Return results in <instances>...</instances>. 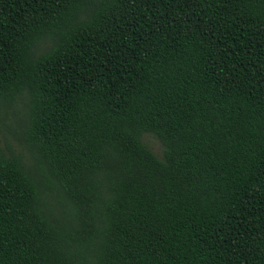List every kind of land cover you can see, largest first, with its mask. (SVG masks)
Masks as SVG:
<instances>
[{
	"label": "trees",
	"instance_id": "obj_1",
	"mask_svg": "<svg viewBox=\"0 0 264 264\" xmlns=\"http://www.w3.org/2000/svg\"><path fill=\"white\" fill-rule=\"evenodd\" d=\"M0 264H264V0H0Z\"/></svg>",
	"mask_w": 264,
	"mask_h": 264
},
{
	"label": "rangeland",
	"instance_id": "obj_2",
	"mask_svg": "<svg viewBox=\"0 0 264 264\" xmlns=\"http://www.w3.org/2000/svg\"><path fill=\"white\" fill-rule=\"evenodd\" d=\"M8 141L12 145L13 148L17 149L16 141L11 135H8ZM148 143H149V147L151 148V150L157 154L159 152V147L156 141L153 140L152 138H149Z\"/></svg>",
	"mask_w": 264,
	"mask_h": 264
}]
</instances>
